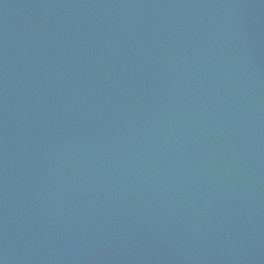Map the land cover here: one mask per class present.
I'll list each match as a JSON object with an SVG mask.
<instances>
[{
  "label": "water",
  "instance_id": "1",
  "mask_svg": "<svg viewBox=\"0 0 264 264\" xmlns=\"http://www.w3.org/2000/svg\"><path fill=\"white\" fill-rule=\"evenodd\" d=\"M209 264H264V0H241Z\"/></svg>",
  "mask_w": 264,
  "mask_h": 264
}]
</instances>
